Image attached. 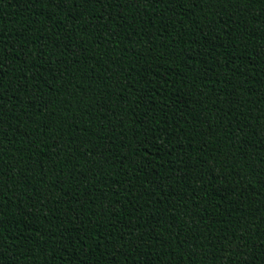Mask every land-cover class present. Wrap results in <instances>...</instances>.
Returning a JSON list of instances; mask_svg holds the SVG:
<instances>
[{
  "label": "trees",
  "instance_id": "obj_1",
  "mask_svg": "<svg viewBox=\"0 0 264 264\" xmlns=\"http://www.w3.org/2000/svg\"><path fill=\"white\" fill-rule=\"evenodd\" d=\"M0 264H264V0H0Z\"/></svg>",
  "mask_w": 264,
  "mask_h": 264
}]
</instances>
